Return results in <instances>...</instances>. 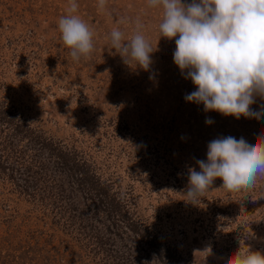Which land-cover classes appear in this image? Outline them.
Wrapping results in <instances>:
<instances>
[{"label": "rangeland", "instance_id": "1", "mask_svg": "<svg viewBox=\"0 0 264 264\" xmlns=\"http://www.w3.org/2000/svg\"><path fill=\"white\" fill-rule=\"evenodd\" d=\"M75 2L70 13V0H0V264H229L238 251L264 253V175L241 191L216 178L195 204L185 196L208 143L251 144L264 117L185 100L196 86L160 32L162 6ZM69 14L93 32L89 59L64 45L58 22ZM137 21L154 49L149 70L111 49L112 30L127 42Z\"/></svg>", "mask_w": 264, "mask_h": 264}, {"label": "clouds", "instance_id": "2", "mask_svg": "<svg viewBox=\"0 0 264 264\" xmlns=\"http://www.w3.org/2000/svg\"><path fill=\"white\" fill-rule=\"evenodd\" d=\"M105 3L99 0L101 8ZM149 5L162 6L160 32L175 39L174 63L196 86L185 95L186 101L203 104L205 112L214 110L236 119L264 117V107L259 112L250 107L257 97L264 98V0H149ZM77 10L78 4L70 0L69 12ZM142 27L137 21L136 34L127 42L120 30L113 29L111 49L126 64L149 70L154 49ZM58 28L73 60L90 58L93 32L84 20L69 14L59 19ZM196 163L201 170L189 168L185 195L189 202L197 203L216 178L230 191L246 190L264 175V135L251 144L243 137L213 139L207 161ZM229 264H264V253L238 251Z\"/></svg>", "mask_w": 264, "mask_h": 264}, {"label": "trees", "instance_id": "3", "mask_svg": "<svg viewBox=\"0 0 264 264\" xmlns=\"http://www.w3.org/2000/svg\"><path fill=\"white\" fill-rule=\"evenodd\" d=\"M122 218L125 219V220H127V219L130 218V216H129L128 214H124V215H122ZM157 239H158V238L153 237V238L149 239V241L152 240V241H156V242H157ZM152 241H151V242H152ZM151 242H149V244H150ZM160 247H161V246H160ZM159 256H160V255H159Z\"/></svg>", "mask_w": 264, "mask_h": 264}]
</instances>
